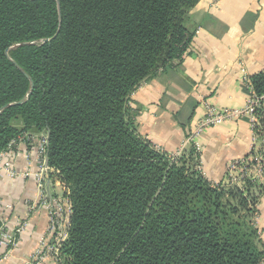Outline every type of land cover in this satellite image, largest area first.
<instances>
[{
	"label": "trees",
	"instance_id": "16d2710c",
	"mask_svg": "<svg viewBox=\"0 0 264 264\" xmlns=\"http://www.w3.org/2000/svg\"><path fill=\"white\" fill-rule=\"evenodd\" d=\"M59 2V31L42 42L57 30L56 1L0 0V108L23 99L0 111V153L46 136L50 179L72 210L59 263L261 264L264 183L253 176L264 147L238 183H212L193 144L174 159L138 133L130 107L142 82L182 59L199 0ZM248 79L259 139L264 71Z\"/></svg>",
	"mask_w": 264,
	"mask_h": 264
},
{
	"label": "crops",
	"instance_id": "0c3cea01",
	"mask_svg": "<svg viewBox=\"0 0 264 264\" xmlns=\"http://www.w3.org/2000/svg\"><path fill=\"white\" fill-rule=\"evenodd\" d=\"M185 27L192 39L182 59L142 82L130 102L138 133L170 154L181 149L186 136L204 117L206 104L237 110L245 107L242 69L248 75L264 71V0H199L185 18ZM197 141L203 174L210 182L219 183L230 161L248 154L253 143L250 121L242 116L211 125ZM35 142V134L18 141L9 155L14 170L27 168L25 152L34 155ZM46 184L50 195L60 193V186L53 180L48 179ZM0 200V224L3 222L10 231L18 221L27 224L0 264H22L46 234L47 209L40 203L31 177L10 178L0 173ZM257 209L256 223L264 247V196ZM2 253L0 249V256ZM43 264L56 262L47 256Z\"/></svg>",
	"mask_w": 264,
	"mask_h": 264
},
{
	"label": "built area",
	"instance_id": "2783aa9c",
	"mask_svg": "<svg viewBox=\"0 0 264 264\" xmlns=\"http://www.w3.org/2000/svg\"><path fill=\"white\" fill-rule=\"evenodd\" d=\"M214 2L218 0H213ZM241 83L242 86L248 84V74L242 69ZM251 93L247 94V102L243 109H229V108H217L213 105L206 104V112L204 117L197 123L195 128L186 136L181 149L173 155V158H178L183 150L190 144L195 146L197 152H201V146L197 141V137L201 132L211 126L223 123L227 120H234L242 116L248 117L251 124L252 131V141L249 152L243 158L232 160L227 165L224 179L228 180V183L236 184L239 181L240 176L237 175L236 170L242 169L247 163L248 157L261 148L264 147V135L258 139L255 134L254 127L256 125V118L253 115V108L257 103L252 89L250 87ZM29 139L28 135L18 137L12 140L6 150L0 153V173H4L10 178H21V177H31L35 181L40 203L43 204L47 209V219L48 225L46 228V234L41 238L39 246L34 250L30 259L25 260L22 264H43L44 259L47 256H51L56 264H60L58 259L60 255L61 244L66 240L68 236V229L70 227V216L72 213L71 205L68 197L66 196L67 191L63 185L54 178L53 182L57 183L61 190L56 196H52L49 193L46 181L50 179V173L53 170L48 166L46 158V144L47 138L45 135H35V153L27 150L25 152V157L28 160L27 168L22 172H17L12 166V161L9 155L13 152L17 143L20 139ZM256 162V170L254 172V178L258 181L264 179V174L262 173L261 164L264 163V158L259 155L254 156ZM34 162V169H31V163ZM245 170H243L244 172ZM0 200V206H1ZM6 208L10 206L6 205ZM1 219V218H0ZM27 226L26 221H18L15 229L10 231L4 227L3 222L0 224V249L3 250L0 259H5L9 256L10 251L14 248L17 241V234H19Z\"/></svg>",
	"mask_w": 264,
	"mask_h": 264
},
{
	"label": "water",
	"instance_id": "95a60500",
	"mask_svg": "<svg viewBox=\"0 0 264 264\" xmlns=\"http://www.w3.org/2000/svg\"><path fill=\"white\" fill-rule=\"evenodd\" d=\"M55 1H56L57 11H58V27H57V30H56L55 34H54L52 37H50V38H44V39H42V42H50V41H51V40L57 35V33H58V31H59V28H60V23H61L60 2H59V0H55ZM31 43H32V42H31ZM31 89H32V87H31ZM31 89H30V91L25 95V98L29 96V94H30V92H31ZM22 101H23V99H22V100H19L18 102L8 103V104H6L5 106L1 107V108H0V111H2V110H3L4 108H6V107H9V106H12V105H15V104H19V103H21Z\"/></svg>",
	"mask_w": 264,
	"mask_h": 264
},
{
	"label": "rangeland",
	"instance_id": "374dc122",
	"mask_svg": "<svg viewBox=\"0 0 264 264\" xmlns=\"http://www.w3.org/2000/svg\"><path fill=\"white\" fill-rule=\"evenodd\" d=\"M174 154H175V153H174ZM174 154H172V155H174ZM258 182H259V181H258ZM260 182H261V183H264V179H263L262 181H260ZM260 182H259V183H260Z\"/></svg>",
	"mask_w": 264,
	"mask_h": 264
}]
</instances>
